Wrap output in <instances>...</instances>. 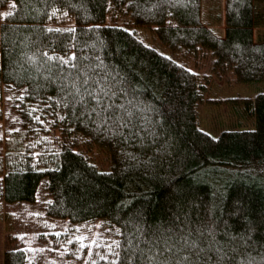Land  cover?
<instances>
[{"label":"trees","instance_id":"trees-1","mask_svg":"<svg viewBox=\"0 0 264 264\" xmlns=\"http://www.w3.org/2000/svg\"><path fill=\"white\" fill-rule=\"evenodd\" d=\"M263 23L264 0H225L223 36L201 0H0V207L43 186L44 211L69 218L54 264H264V91L232 98L253 127L215 135L197 110L203 66L264 80ZM27 250L4 264H36Z\"/></svg>","mask_w":264,"mask_h":264},{"label":"rangeland","instance_id":"rangeland-1","mask_svg":"<svg viewBox=\"0 0 264 264\" xmlns=\"http://www.w3.org/2000/svg\"><path fill=\"white\" fill-rule=\"evenodd\" d=\"M201 20L204 25L210 27L215 33L225 34V0H201ZM108 23H122L130 27H136L144 40L154 44L153 37L147 33L145 26L132 22L127 15L119 14L115 17L108 15ZM255 39L264 37V23L254 28ZM208 58V57H207ZM207 64V63H206ZM192 69L195 66L190 65ZM201 82L205 89L197 110L200 126L206 131L217 135L222 129L229 127H253L251 117L243 114H235L233 97L238 95L254 96L264 91V80L250 83L239 82L235 74L229 71L224 77H219L213 69L203 66L199 69ZM4 120L0 121V132L3 131ZM211 178L221 184L228 176L223 171L211 170ZM257 174L264 178V166L257 169ZM48 196L41 185L37 200L34 203L20 202L14 205L5 203L0 207V264H4V253L7 247H25L30 258L37 260L36 264H54L69 262L64 256L69 243L67 240H59L55 244L51 233L60 234L69 225V218L52 217L44 211V203ZM75 237L81 244L92 241L98 232V223L95 221L77 225ZM73 236V234H72ZM87 253L79 260L84 263Z\"/></svg>","mask_w":264,"mask_h":264},{"label":"snow or ice","instance_id":"snow-or-ice-1","mask_svg":"<svg viewBox=\"0 0 264 264\" xmlns=\"http://www.w3.org/2000/svg\"><path fill=\"white\" fill-rule=\"evenodd\" d=\"M101 91H103V89H101ZM105 94H107V93H105ZM97 103H99V100L97 101Z\"/></svg>","mask_w":264,"mask_h":264}]
</instances>
